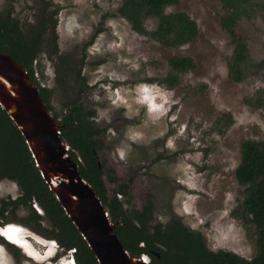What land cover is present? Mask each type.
<instances>
[{
  "label": "rangeland",
  "instance_id": "rangeland-1",
  "mask_svg": "<svg viewBox=\"0 0 264 264\" xmlns=\"http://www.w3.org/2000/svg\"><path fill=\"white\" fill-rule=\"evenodd\" d=\"M44 1L50 4L46 13L56 12L57 46L43 47L34 75L49 91L48 104L58 120L80 99L103 130L99 157L108 198L118 194L124 206L137 209L151 201L154 222L174 216L201 232L211 250L256 256L257 232L243 209L245 187L235 172L242 142L264 138V106L247 103L259 94L264 97V70L252 68L239 82L230 76L234 40L222 25L225 5L220 0H179L168 6L167 12L187 13L200 29L195 41L176 47L134 31L117 13L123 0H0V9L12 10L22 22H37ZM156 24V18L147 21L150 30ZM236 30L248 44L251 60H262L264 9L255 6ZM55 47L56 53L50 52ZM174 55L190 56L196 66L171 86L162 79ZM80 68L86 81L83 93ZM125 184L129 187L119 193ZM19 195L16 182L0 179V206ZM27 214L22 208L0 222L22 225L33 250L0 238V264H68L69 253L55 239L57 245H51V238L18 221ZM7 230L14 228L5 229L6 236Z\"/></svg>",
  "mask_w": 264,
  "mask_h": 264
},
{
  "label": "trees",
  "instance_id": "trees-1",
  "mask_svg": "<svg viewBox=\"0 0 264 264\" xmlns=\"http://www.w3.org/2000/svg\"><path fill=\"white\" fill-rule=\"evenodd\" d=\"M220 1L228 10V14L222 18L223 28L234 40V52L228 68L232 79L239 82L247 77L252 68L257 72L264 70V58L258 62L251 60L248 44L238 36L236 30L240 20L253 15L255 6L264 9V2ZM178 2L179 0H123L117 13L137 33L149 36L165 47H176L195 41L200 33L198 24L187 13L167 12L168 6ZM49 5L44 1L37 22H22L13 16L12 10L0 9V51L9 53L26 68L47 104L49 91L40 87L36 80L34 62L45 45L57 46V21L54 19L56 12L46 13ZM109 15L108 13L106 17ZM151 18L157 19L152 30L147 27V21ZM50 29L51 36L45 39L44 35ZM50 52L56 53V47ZM169 66L170 70L162 82L175 86L179 84L181 74L194 69L196 64L190 56L174 55L169 59ZM67 70L74 71L71 65H67ZM77 75H81V68L77 70ZM82 77L80 76L83 83L81 93L85 91L86 85ZM247 103L256 108L264 106V97L259 94L257 99H247ZM49 108L51 109L50 106ZM91 115V112H85L80 99L74 101L58 120L62 124L61 138L69 144V153L79 164L81 175L108 208L112 221L117 222L115 232L131 255H148L149 264H264V138L242 142L241 161L235 172L237 181L245 187L243 209L252 216L257 232V254L248 259L231 251L209 249L205 236L187 227L177 217L171 216L165 223L154 222V204L151 201H147L142 209H137L124 206L118 194L109 199L99 157L103 130L91 119ZM0 179L14 181L20 188L17 198L2 201L0 218H6L9 212L15 213L26 208L28 214L18 221L43 237L55 239L65 253H72L76 264H99L61 202L46 184L21 131L1 106ZM128 187L129 184H125L118 192L125 193ZM12 219L17 221L16 217ZM1 225L3 224L0 222Z\"/></svg>",
  "mask_w": 264,
  "mask_h": 264
},
{
  "label": "water",
  "instance_id": "water-1",
  "mask_svg": "<svg viewBox=\"0 0 264 264\" xmlns=\"http://www.w3.org/2000/svg\"><path fill=\"white\" fill-rule=\"evenodd\" d=\"M0 106L21 131L42 177L61 202L99 264H148L131 255L115 232L108 208L81 175L61 138L62 124L50 110L26 68L0 51ZM7 224V223H6Z\"/></svg>",
  "mask_w": 264,
  "mask_h": 264
},
{
  "label": "clouds",
  "instance_id": "clouds-1",
  "mask_svg": "<svg viewBox=\"0 0 264 264\" xmlns=\"http://www.w3.org/2000/svg\"><path fill=\"white\" fill-rule=\"evenodd\" d=\"M35 207H36V209L41 213V214H43L42 213V210L37 206V205H34ZM9 227H13L16 231H18L20 234H22V235H24L25 234V228L22 226V225H20V224H17V223H14V222H10V223H7V224H4V225H1L0 226V238H2L4 241L6 240L7 241V243L8 244H11V245H14V246H16L15 244H13L12 242H9L10 240H9V238L4 234V232H3V230H5V229H7V228H9ZM37 237V236H36ZM35 239V238H34ZM5 241V242H6ZM44 241V240H43ZM47 242H49L51 245H54V246H56L57 245V242L55 241V240H53V239H51V240H48ZM55 243H56V245H55ZM40 244H42V243H40ZM42 245H44V244H42ZM44 246H46V245H44ZM17 247H19V246H17ZM48 250H50V247H48V249L46 250V251H43V252H47ZM69 255H70V259L68 260V262H71V264H76V262H75V260H74V258H73V256H72V253H69ZM142 256H147L148 257V264L150 263V257L148 256V255H142Z\"/></svg>",
  "mask_w": 264,
  "mask_h": 264
},
{
  "label": "bare ground",
  "instance_id": "bare-ground-1",
  "mask_svg": "<svg viewBox=\"0 0 264 264\" xmlns=\"http://www.w3.org/2000/svg\"><path fill=\"white\" fill-rule=\"evenodd\" d=\"M13 227H9L8 229H12ZM6 234L8 235L7 237L9 238V240L10 241H13V242H19L21 245H22V247L23 246H25V247H27L30 251H32L33 250V247H31V241H28V239H26V236H24V235H19L20 233L18 232V231H16L15 229L13 230V231H6ZM16 236H19L18 238H20V239H16L15 240V237ZM40 241V240H39ZM15 242V243H16ZM46 253H48V252H46ZM31 257V256H30ZM67 263L68 264H71V262H68L67 261Z\"/></svg>",
  "mask_w": 264,
  "mask_h": 264
},
{
  "label": "flooded vegetation",
  "instance_id": "flooded-vegetation-1",
  "mask_svg": "<svg viewBox=\"0 0 264 264\" xmlns=\"http://www.w3.org/2000/svg\"><path fill=\"white\" fill-rule=\"evenodd\" d=\"M43 212V211H42ZM3 232H4V230H3ZM9 242H12L13 244H16V245H18L17 243H15V242H13V241H9ZM38 242V241H37Z\"/></svg>",
  "mask_w": 264,
  "mask_h": 264
}]
</instances>
